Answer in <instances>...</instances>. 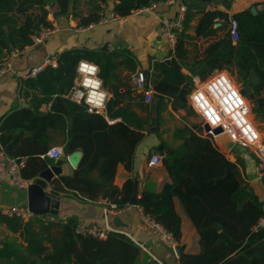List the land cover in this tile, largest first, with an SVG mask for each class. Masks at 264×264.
<instances>
[{
  "label": "trees",
  "instance_id": "trees-1",
  "mask_svg": "<svg viewBox=\"0 0 264 264\" xmlns=\"http://www.w3.org/2000/svg\"><path fill=\"white\" fill-rule=\"evenodd\" d=\"M107 1L97 0L86 14L76 12L79 24L98 22L101 4ZM156 1L161 0H113L111 11L126 16ZM71 3L72 0H0V62L11 51L32 44L33 36L41 30L52 29L48 13L55 17L68 15ZM217 16L223 20L214 25ZM188 19L186 9L183 29L177 35L169 62L153 61V120L157 121L158 108L167 103L175 111H194L187 100L193 74L204 79L216 69L232 73L238 65L251 112L264 122V9L252 13L246 8L232 15L217 9L204 12L195 35L215 38L200 46L195 44L190 64L186 45ZM231 19L237 21L236 41L230 36ZM116 52L109 51L105 44L98 48H65L56 54L55 64L48 63L34 76L23 79L24 93L31 92L29 105L0 118V145L8 156L22 161L21 177L35 178L50 165L52 159L44 153L49 147L50 130L59 126L64 132L63 155L79 150L80 156L70 174L53 178L52 191L72 193L85 200L105 198L116 208L130 203L132 178L118 187L114 177L119 163L132 169L136 145L148 126L157 124L151 122L150 104L142 92L129 85L123 91H113L101 112L90 111L83 100L67 96L78 77L79 60L95 63L103 78L113 68L110 61ZM253 73L257 80L248 87ZM133 96L138 101L133 103ZM48 101L49 110L42 111L41 103ZM197 131L196 124L186 123L175 129L181 138L179 144L169 146L160 140L156 149L164 154L162 165L168 180L158 190L142 188L137 205L179 242L181 218L174 207V197L178 198L198 233L200 245L197 252H187L177 244L179 264H264V225L260 224L264 201L246 180L242 158L238 154L231 158ZM0 224L11 232L0 242V264H136L142 251L136 241L121 231L109 230L101 237L76 232L74 216L65 220L35 214L23 218L0 209Z\"/></svg>",
  "mask_w": 264,
  "mask_h": 264
},
{
  "label": "crops",
  "instance_id": "crops-1",
  "mask_svg": "<svg viewBox=\"0 0 264 264\" xmlns=\"http://www.w3.org/2000/svg\"><path fill=\"white\" fill-rule=\"evenodd\" d=\"M92 1L94 4L81 12L82 14H86L97 2V0ZM179 3L186 5L189 15L186 29L187 47L189 50L193 49L188 53V64L193 61L192 54L195 44L200 46L215 38L214 35H195L196 25L204 12L217 9L232 15L236 11L246 8L250 9L251 7H254L256 12L264 9V0H211L210 2L172 0L171 2L158 4L153 8L149 7L132 11L130 14L122 16L120 21L109 19L106 22L98 21L86 26L79 24L78 16L58 14L55 17L52 12H49L47 18L52 22L53 28L49 30L41 41L26 45L21 51L11 56L10 67L0 76V118L18 107L29 105L31 92L26 95L22 88V81L28 77L26 74L29 69L40 64L44 66L48 63H54L56 54L65 48L84 46L98 48L105 44L109 51L117 50L110 61V63L114 64L113 68L106 74L104 73V82L103 78H101L108 97L115 90L123 91L127 85L131 86L132 78L138 71H143L147 75L148 83L151 86V79L154 77L152 71L153 61L159 59L165 61L167 59L165 57L168 55V48L159 33L160 19L163 16L174 15ZM102 5L104 6V12L108 13L112 9L113 0H108ZM213 20L214 25H218L223 20V17L217 16ZM126 51H128V54ZM185 71L190 73L188 69H185ZM216 71L219 70L216 69L210 74ZM193 76L200 78L197 74H193ZM256 80L255 78V82ZM67 96L73 99L69 96V93ZM136 101H138V98L133 96L132 102ZM50 105L51 101L42 102L40 109L47 111ZM134 107L136 108V105ZM165 109L175 112L168 103ZM136 111L143 114L138 108H136ZM152 116L155 117L154 113L153 115L151 114ZM260 122L264 123L263 121ZM151 126H155V128H149ZM63 133L62 128L59 126L50 130L47 150L52 146H60L62 149L64 143ZM162 138L163 140L167 139L166 133L163 137L156 124L148 126L144 137L135 147L132 169L127 170L123 163H119L117 166L114 183L118 187H121L123 182L128 177H131L133 182L137 181V196H139L140 190L144 187L153 190L161 188L164 181L168 180L167 172L162 164L149 166L147 160L151 152L158 151L156 147ZM180 142L181 138L179 137L173 142L172 146ZM46 152L44 155L48 156ZM79 156L80 151L75 150L69 155H63V158H60V163L48 156L52 159L48 167L59 166L61 168L59 174H70ZM244 174L246 180L253 185L259 197L264 201V172L260 178H257L253 165L246 164ZM23 179L26 180L25 183H17L7 178H0V209L2 212L12 206H27L26 186L34 178ZM48 187L51 188V183H48ZM56 195L59 196L60 201L57 212L55 214L47 213L42 215L53 216L54 219L60 220L74 216L78 224L95 225L107 231L124 232L134 241L144 245V248L141 247V249L144 252L143 256L146 255L148 257L146 262L149 261V258H152V261L156 264H179L177 246L171 248L155 237L151 229L144 224L142 210L138 205L123 208L118 212H111L109 210L111 204L105 198L85 200L72 193L64 192L56 193ZM174 207L181 218V237L179 242H176V245L178 244L184 251L197 252L200 249L198 233L177 197H174ZM115 216L119 217L118 222L122 225L115 226L113 222ZM262 221H264V215L260 222ZM0 229H2L5 236L11 235V232L6 229L4 224H0Z\"/></svg>",
  "mask_w": 264,
  "mask_h": 264
},
{
  "label": "built area",
  "instance_id": "built-area-1",
  "mask_svg": "<svg viewBox=\"0 0 264 264\" xmlns=\"http://www.w3.org/2000/svg\"><path fill=\"white\" fill-rule=\"evenodd\" d=\"M171 1L172 0L156 1L139 9L153 8L158 4ZM186 8L184 3H179L174 15L163 16L160 19L159 33L168 48V55L165 57L167 59L171 57L177 35L183 29ZM99 14V22H106L109 19L120 21L122 19V16L114 14L112 11L105 13L102 4ZM49 30L50 29H43L38 34L34 35L33 42L41 41ZM230 36L233 41L238 39L237 21L235 19H231ZM21 50L11 51L8 56L0 62V76L10 67V57ZM52 64H55V62ZM42 67V64L31 67L26 76H34ZM76 69L78 77L69 90L70 97L77 101L83 100L88 105L90 111L101 112L105 107L108 95L102 86V80L99 77L97 65L86 59H81L78 61ZM182 70L187 73L184 68H182ZM146 85L148 87H146ZM130 87L135 91L142 92L145 101H149L152 97L153 90L148 83L147 75L143 71L135 73ZM187 100L201 119V131H197V133L208 136L210 140L216 144V138L219 134L227 135L229 139L233 141V144L238 145L239 149L243 150L238 152V155L242 158L244 163L243 167H245L246 164L253 165L256 177L260 178L264 172V138H262L253 122L250 102L245 92L235 84L225 71L219 70L208 75L204 79L192 75V88L187 95ZM204 125H207L208 129L205 130ZM216 128L219 129L218 132L214 131ZM246 149H249V151ZM50 152L53 154L49 155ZM225 152L234 159L235 154L232 152V148ZM46 154L55 161L63 158V152L60 146L50 147ZM162 160L163 154L155 151L150 153L147 162L149 166H154L162 164ZM21 163L22 161L8 156L0 145V178H7L17 183H25L26 180L21 177L19 171ZM131 206H133L131 202L120 208H116L114 204H111L109 210L111 212H118L123 208ZM4 213L16 214L23 218L33 214L28 206L8 207L5 209ZM45 217L54 219L53 216ZM142 218L144 224L151 229L152 233L161 243L171 248L176 246V241L172 234L160 223L143 213ZM260 224L264 225V221L260 222ZM75 230L81 234H90L100 237L104 236L107 232L106 229L95 225L78 223ZM138 245L144 248L143 244L138 243Z\"/></svg>",
  "mask_w": 264,
  "mask_h": 264
},
{
  "label": "rangeland",
  "instance_id": "rangeland-1",
  "mask_svg": "<svg viewBox=\"0 0 264 264\" xmlns=\"http://www.w3.org/2000/svg\"><path fill=\"white\" fill-rule=\"evenodd\" d=\"M92 4H94V2L92 0H72L71 6L69 9V12H70L69 14L74 15L78 11L83 12V11L87 10ZM47 7H49V9L51 11L50 4H47ZM69 14L67 16H69ZM218 34L220 35L221 33H218ZM192 49H190V50H192ZM240 69L242 70L241 67L236 65L233 67L232 73L226 69H224L223 71H225L230 76V78L235 82V84L237 86H239L241 88V90H243V89H247V86L242 84V79L240 76V74H241ZM256 79H257V77H256ZM147 102L150 104L151 114L153 115V113H154V115L156 116V111H155L156 110V107H155L156 98H154L152 96L150 98V100ZM165 108L166 107H159L158 108L157 121L153 120L154 116L150 117V119L152 120L151 121L152 123H157L156 124L157 128L160 130V133L162 134L163 137L165 136V133H166L167 139L164 140V142L167 145L172 146L174 144L173 142L179 138L177 136V134L175 133V129L177 127H181V126L185 125L186 123H188L189 125L196 124V127H198V131H201V128L199 130V127H201V125H202L201 119L195 111L176 110L175 112H172V111H169ZM252 119H253V122H254L256 128L259 130L262 138H264V123L258 121L255 118L254 114L252 115ZM170 140H172V142H170ZM246 150L249 151V149H246ZM239 151H243V150L232 149V152L234 154H238ZM4 238H5V234L3 233L2 229H0V242ZM143 255H144V252L142 250L140 253L139 261L137 264H156L155 262L152 261V258H149V261L146 262L147 261L146 259H148V257L146 255L145 256H143Z\"/></svg>",
  "mask_w": 264,
  "mask_h": 264
},
{
  "label": "water",
  "instance_id": "water-1",
  "mask_svg": "<svg viewBox=\"0 0 264 264\" xmlns=\"http://www.w3.org/2000/svg\"><path fill=\"white\" fill-rule=\"evenodd\" d=\"M250 11L252 13H256V9L254 7L250 8ZM166 62H169L168 59L165 60ZM256 74H252L251 80L248 84L249 87L253 86L255 82ZM245 89H243L244 92ZM70 96V94H69ZM151 129H154L155 126L149 127ZM204 129H208L207 125H204ZM215 132H218L219 129L216 128L214 130ZM216 142L219 145L220 149L223 151H227L229 149L238 150V145L233 144V141L229 139L227 135L218 136L216 138ZM61 172V168L59 166H52V167H46L43 170L39 172L37 177L34 178V180L27 184V206L29 210L35 214V215H42L47 213L55 214L58 210L59 206V196L56 195L52 188L48 187V183H51L54 176H57ZM130 202L133 205L138 204V196H137V181L133 182V191L130 198ZM119 217L115 216L113 219V222L115 226L122 225L119 222ZM177 254L179 252L178 248H176Z\"/></svg>",
  "mask_w": 264,
  "mask_h": 264
},
{
  "label": "bare ground",
  "instance_id": "bare-ground-1",
  "mask_svg": "<svg viewBox=\"0 0 264 264\" xmlns=\"http://www.w3.org/2000/svg\"><path fill=\"white\" fill-rule=\"evenodd\" d=\"M218 136H223V134H219ZM218 136H217V137H218Z\"/></svg>",
  "mask_w": 264,
  "mask_h": 264
},
{
  "label": "clouds",
  "instance_id": "clouds-1",
  "mask_svg": "<svg viewBox=\"0 0 264 264\" xmlns=\"http://www.w3.org/2000/svg\"><path fill=\"white\" fill-rule=\"evenodd\" d=\"M52 154H53L52 152L49 153V155H52Z\"/></svg>",
  "mask_w": 264,
  "mask_h": 264
},
{
  "label": "snow or ice",
  "instance_id": "snow-or-ice-1",
  "mask_svg": "<svg viewBox=\"0 0 264 264\" xmlns=\"http://www.w3.org/2000/svg\"><path fill=\"white\" fill-rule=\"evenodd\" d=\"M89 70H91V69H89Z\"/></svg>",
  "mask_w": 264,
  "mask_h": 264
}]
</instances>
